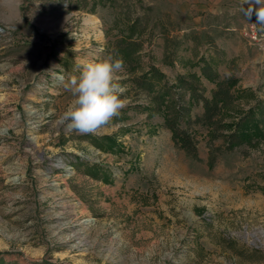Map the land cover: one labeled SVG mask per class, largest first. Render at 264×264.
Listing matches in <instances>:
<instances>
[{
	"label": "rangeland",
	"instance_id": "374dc122",
	"mask_svg": "<svg viewBox=\"0 0 264 264\" xmlns=\"http://www.w3.org/2000/svg\"><path fill=\"white\" fill-rule=\"evenodd\" d=\"M190 3L0 0V264H264V142L228 150L191 124L216 88L205 63L238 81L225 124L264 104V46L249 34L264 29L238 14L232 58L197 59ZM135 19L142 50L127 60L114 44ZM109 55L125 63L126 107L95 133L69 131L65 85ZM180 111L198 158L167 126Z\"/></svg>",
	"mask_w": 264,
	"mask_h": 264
},
{
	"label": "trees",
	"instance_id": "16d2710c",
	"mask_svg": "<svg viewBox=\"0 0 264 264\" xmlns=\"http://www.w3.org/2000/svg\"><path fill=\"white\" fill-rule=\"evenodd\" d=\"M137 2L140 3L141 0H137ZM139 22V19L133 20L129 27L128 35L121 37L114 44L116 52L120 53L127 60L134 58L142 50V45L135 39L139 35L137 33ZM211 67L210 64L205 63L201 68L202 75L214 83L216 88L212 91L211 99L200 98V103L203 104V113L192 122L190 121L191 124L209 129L213 139L217 137L223 138L228 150H233L236 146L243 144L254 146L260 143L259 141L264 142V104L259 101L256 109L245 115L244 118L241 117L235 123L225 124L224 113L237 100L235 89L238 81L234 78L221 77L219 73L212 71ZM156 74L159 75L160 73L156 72ZM194 78L199 82L196 76ZM180 80L181 82L183 81L182 78ZM146 86L148 89H152L154 85L150 83L148 85L146 84ZM256 110L257 112H255ZM183 116L184 113L180 111L174 119L168 117L166 119L167 126L172 132V138L175 144L188 155L198 158L197 144L193 135L188 129H183L180 126ZM225 128H230L231 134L219 133Z\"/></svg>",
	"mask_w": 264,
	"mask_h": 264
},
{
	"label": "clouds",
	"instance_id": "9594fccd",
	"mask_svg": "<svg viewBox=\"0 0 264 264\" xmlns=\"http://www.w3.org/2000/svg\"><path fill=\"white\" fill-rule=\"evenodd\" d=\"M250 5L243 9L250 20L256 16V23L264 29V0H245ZM79 76H70L65 85L73 96L63 111L60 120L69 131L80 134L95 133L121 115L126 107L122 95L126 88L119 81L118 73L125 68L122 57L109 55L105 58L83 63Z\"/></svg>",
	"mask_w": 264,
	"mask_h": 264
},
{
	"label": "crops",
	"instance_id": "0c3cea01",
	"mask_svg": "<svg viewBox=\"0 0 264 264\" xmlns=\"http://www.w3.org/2000/svg\"><path fill=\"white\" fill-rule=\"evenodd\" d=\"M190 6L196 12L193 25L194 36L191 38L193 51H200L197 59H222L229 60L227 56L226 43H237L241 48V37L246 36L247 21L240 23L237 20L239 14L241 18L246 15L243 9L248 5L245 0H190ZM255 14L252 19L255 20ZM247 18V17H246ZM242 22V21H241ZM225 64H228L225 62ZM230 67V63H229ZM222 77V75L219 73ZM203 109L201 113L202 115Z\"/></svg>",
	"mask_w": 264,
	"mask_h": 264
},
{
	"label": "built area",
	"instance_id": "2783aa9c",
	"mask_svg": "<svg viewBox=\"0 0 264 264\" xmlns=\"http://www.w3.org/2000/svg\"><path fill=\"white\" fill-rule=\"evenodd\" d=\"M249 34H250V37L252 38V40H254V41L258 42V44L264 46V35L258 37L255 27L252 26L250 28V33Z\"/></svg>",
	"mask_w": 264,
	"mask_h": 264
}]
</instances>
